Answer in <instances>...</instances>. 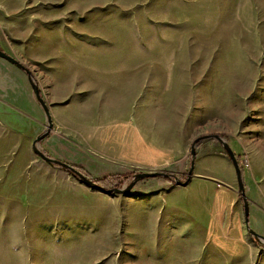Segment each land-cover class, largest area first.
Wrapping results in <instances>:
<instances>
[{"label":"rangeland","instance_id":"obj_1","mask_svg":"<svg viewBox=\"0 0 264 264\" xmlns=\"http://www.w3.org/2000/svg\"><path fill=\"white\" fill-rule=\"evenodd\" d=\"M0 48L40 84L50 156L128 174L121 188L136 172L185 175L194 139L210 136L195 165L220 135L248 160L249 226L264 235V0H0ZM25 78L0 57V264H264L248 232L221 243L196 218L194 171L107 194L33 151L22 166L3 105Z\"/></svg>","mask_w":264,"mask_h":264},{"label":"crops","instance_id":"obj_2","mask_svg":"<svg viewBox=\"0 0 264 264\" xmlns=\"http://www.w3.org/2000/svg\"><path fill=\"white\" fill-rule=\"evenodd\" d=\"M22 82L19 87L6 88L8 94L3 105L6 115L5 138L9 142L16 141L19 144L22 150L19 155L23 161L22 166H28L32 162L34 134L38 133L41 124L33 117V113L38 110L36 107L38 104L34 100L32 89L26 78ZM8 83L12 82L8 81ZM37 83L40 85L38 81ZM204 142L198 146L200 149L193 167L194 179H199L194 203L196 218L208 219V222L216 228L214 236L218 237L219 242L230 244L233 238L241 242L247 230L232 162L221 149L219 142ZM55 144L66 147L59 141L48 143L47 146Z\"/></svg>","mask_w":264,"mask_h":264},{"label":"water","instance_id":"obj_3","mask_svg":"<svg viewBox=\"0 0 264 264\" xmlns=\"http://www.w3.org/2000/svg\"><path fill=\"white\" fill-rule=\"evenodd\" d=\"M0 57L10 61L11 63L16 64L18 67H20L24 74L25 77L32 89V92L34 94V97L36 98L37 102L39 103L40 107L43 109L44 114L46 116V128L44 131H42L41 133H39L33 140L32 142V151L34 154H36L37 156H39L42 160L46 161L47 163H49L50 165L53 166H59L62 169H64L65 171L70 172L74 177H76L81 183L93 188V189H97L100 190L104 193L107 194H118V193H122V194H129L131 188L141 179L144 178H154L157 176H170L176 184H180L182 186H185L188 184V182L190 181L191 175H192V171H193V167H194V161H195V146L202 140L206 139V138H210V136L205 135V136H201L198 137L196 139H194V141L192 142V145L190 147V163H189V168L185 174V179L183 181H181L179 179V176L175 175V174H171L165 171H141V172H137L136 174H134L131 178V180L127 183V185H125L124 187L121 188H103L102 186L94 183L92 180L86 178L82 173H80L71 163L52 157V156H48L44 153V151L40 148V141L46 137L47 134H49L50 130L52 129V120H51V115H50V110H49V106L46 102V100L44 99V97L41 94L39 85L37 83V81L35 80V78L33 77L30 69L25 66L23 63H21L18 59L14 58L13 56L7 54L5 51H3L0 48ZM223 147L224 152L226 153L227 157L230 159V161L233 164L235 173H236V179H237V184H238V190H239V195L242 201V205H243V211H244V223H245V227L247 232L251 235V237L253 238V240H256L258 243H261L264 245V235L256 232L254 229H252L249 226V219H248V215H249V206H248V200L246 198L245 195V191H244V185H243V181H242V177H241V168L239 165V162L236 158V155L234 153V151L231 149V147L229 146L228 142L220 135H214L213 136Z\"/></svg>","mask_w":264,"mask_h":264},{"label":"trees","instance_id":"obj_4","mask_svg":"<svg viewBox=\"0 0 264 264\" xmlns=\"http://www.w3.org/2000/svg\"><path fill=\"white\" fill-rule=\"evenodd\" d=\"M44 153L48 156L49 153L44 150ZM237 157V155H236ZM80 173H82L86 178L92 180L94 183L102 186L103 188H117L120 187L123 181H126L128 179V174H119V173H113V174H108L102 177H93L91 173L82 165L78 164H72ZM68 172V171H67ZM70 173V172H68ZM137 173V172H136ZM71 174V173H70ZM166 180L171 181L172 183L175 184L173 179L170 176L165 177ZM179 179L183 181L185 179V175L179 176ZM258 243V242H257ZM259 244V243H258Z\"/></svg>","mask_w":264,"mask_h":264},{"label":"built area","instance_id":"obj_5","mask_svg":"<svg viewBox=\"0 0 264 264\" xmlns=\"http://www.w3.org/2000/svg\"><path fill=\"white\" fill-rule=\"evenodd\" d=\"M241 167H247L249 166L248 160L246 158H243L242 161L240 162Z\"/></svg>","mask_w":264,"mask_h":264}]
</instances>
